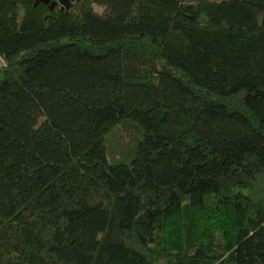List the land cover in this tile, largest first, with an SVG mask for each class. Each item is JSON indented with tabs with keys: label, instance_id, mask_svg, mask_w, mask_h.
Listing matches in <instances>:
<instances>
[{
	"label": "trees",
	"instance_id": "16d2710c",
	"mask_svg": "<svg viewBox=\"0 0 264 264\" xmlns=\"http://www.w3.org/2000/svg\"><path fill=\"white\" fill-rule=\"evenodd\" d=\"M0 264H264V0H0Z\"/></svg>",
	"mask_w": 264,
	"mask_h": 264
},
{
	"label": "rangeland",
	"instance_id": "374dc122",
	"mask_svg": "<svg viewBox=\"0 0 264 264\" xmlns=\"http://www.w3.org/2000/svg\"><path fill=\"white\" fill-rule=\"evenodd\" d=\"M93 8L102 12V7L93 5ZM136 138V129L131 125L117 126L109 134L108 145L109 153L114 157H118L121 151L129 149Z\"/></svg>",
	"mask_w": 264,
	"mask_h": 264
},
{
	"label": "water",
	"instance_id": "95a60500",
	"mask_svg": "<svg viewBox=\"0 0 264 264\" xmlns=\"http://www.w3.org/2000/svg\"><path fill=\"white\" fill-rule=\"evenodd\" d=\"M38 1H40L43 4H48L50 2V7H53L54 4L56 2H58L62 8L69 9L72 3L79 1V0H52V1H50V0H38Z\"/></svg>",
	"mask_w": 264,
	"mask_h": 264
}]
</instances>
